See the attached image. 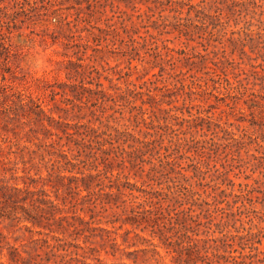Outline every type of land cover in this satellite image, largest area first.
<instances>
[{"label":"rangeland","instance_id":"1","mask_svg":"<svg viewBox=\"0 0 264 264\" xmlns=\"http://www.w3.org/2000/svg\"><path fill=\"white\" fill-rule=\"evenodd\" d=\"M17 93L39 97L47 113L71 126L89 123L113 132L106 123L155 140V156H143L144 172L135 176L126 168L121 178L147 190L165 187L148 181L145 173L174 159L176 163L166 164L172 168L167 184L186 186L198 197L200 207L193 208L202 221L207 212L214 223L225 222V213L234 215L226 226H211L208 232L210 237L233 240L220 253L258 251L245 261L264 264V0H0V110L4 96ZM123 95L130 102L119 97ZM136 113L145 118L137 126ZM64 125L51 130L63 135ZM30 127L37 128L35 135ZM49 137L28 118L10 120L0 111V177L19 187L33 177L31 189L44 188L66 208L69 203L63 205L49 185H42L49 156L41 161L37 150L29 161L23 149H37L35 143ZM117 170L114 167L113 174ZM127 198L122 196L119 207L96 215L91 225L111 230L112 236L132 228L125 223L132 204ZM27 212L36 217L39 213L27 203L0 202V235L5 236H0V260L7 261V246L13 245L25 259L19 264H31L27 252L43 255L34 240L54 242L53 236H59L99 249L85 258L88 264H156L142 261L141 252L133 262V250L148 246L133 233L112 256L101 249L99 237L83 243L81 237L50 232L25 219ZM77 213L88 219L89 213ZM109 218L116 221L106 222ZM247 231L261 233L260 243H254L257 250L241 248L238 235ZM143 234L151 237L148 231ZM117 241L122 243V237ZM77 252L72 255L80 258L82 250ZM50 264L56 263L52 259Z\"/></svg>","mask_w":264,"mask_h":264},{"label":"trees","instance_id":"2","mask_svg":"<svg viewBox=\"0 0 264 264\" xmlns=\"http://www.w3.org/2000/svg\"><path fill=\"white\" fill-rule=\"evenodd\" d=\"M147 95L154 99L152 95L148 93ZM119 97L130 102L127 95ZM66 100L68 103L75 105L71 99ZM41 101L43 100H40L39 97L34 98L31 95L20 93L5 95L1 102L2 109L0 111L5 113L10 120L14 118L19 120L21 117L28 118L29 124L40 126L43 137L50 136L49 141L35 143L37 149H30L26 145L23 146V149L27 150L25 152L30 157L29 161L33 159L32 154L37 153V150L41 151L39 154L41 161L45 160V155L49 156L45 160L48 177L42 182V185H49L54 191L55 199H59L63 205H67V203L69 205L66 208L59 206V202L52 199L50 194L42 187L31 189L30 184L36 182L33 177H29V183L23 181L24 186L21 187L9 186L4 183V176L0 177V202L9 206L27 203L39 213H37V218L27 212L24 218L30 220L33 224L49 229L50 232L60 231L61 233H68L69 236L81 237L83 243L99 237L102 241L100 243L101 249L104 250L105 254H111L112 256L122 250L120 245L127 242L129 233H133V238H136L137 241L148 243V246L133 250L135 252L133 262L137 261L138 254L141 252L142 261H153L156 264L252 263L253 260L246 262L245 258H254L258 251L248 255L240 252L236 256L221 254L220 249L225 250L227 246L231 247L233 240L227 242L222 237H210L208 235L211 226L217 228L226 226L229 217H234L232 213H225L221 216L226 217L225 222L214 223L211 212H207V215L204 216L205 220L202 221L200 213H194L193 208L195 206L200 207V204L196 201L198 197L193 198L194 193L189 194L190 190L186 186L167 184L168 175L172 168H166V164L176 163L174 159L161 160L162 169L151 167L145 173L148 181L152 180L157 185L165 184V187L147 190L130 182L126 176L121 178L120 172L126 168L130 172L133 171L135 176L144 172L142 163L146 160L143 156L147 155L149 158L155 156L157 150L152 145L155 140L140 139L128 130L119 131L106 123L103 125L107 129L113 128V132H107L106 129L99 131L98 127L89 123H75L71 126L68 122L56 120L51 114L47 113ZM117 111L120 112V110ZM139 114L141 113L139 112ZM133 117L136 120L135 126L140 121L145 120L141 116L138 117V113L134 114ZM63 123L65 124V127L61 128L63 135H57L51 130V128L56 129L57 124ZM99 123L102 124L103 122L99 120ZM68 126L73 128V131H69ZM29 132H35V135L37 128L30 127ZM53 135H56L57 139L53 138ZM3 140L4 142L8 141L7 136L3 137ZM124 144L127 149L123 147ZM9 147L11 148V144ZM23 149H20V151H23ZM0 150H2L1 144ZM68 153L70 156H68ZM21 158H23V154ZM22 161L25 165L26 162ZM49 162L51 164H48ZM114 167L118 168L116 174H113ZM29 169L31 168L29 167ZM3 171L5 173L7 169L3 168ZM65 172L69 174H65ZM163 177L164 180H157ZM83 191L86 193H83ZM135 191L137 194H134ZM261 193L264 197V190ZM122 196H127L128 198L125 200L132 203L129 210L131 215L125 217V223H129L132 228L125 229L123 234H118L122 237V243H119L117 241L118 236H112L111 230L91 224L96 215H101L112 206L119 207L118 201ZM125 200L121 201L125 202ZM183 205L188 206L184 207ZM97 206H99V209H96ZM69 210L72 211V214H69ZM78 211L89 213L88 219L77 213ZM239 213L241 214V212ZM115 221L116 219L112 218L106 220L109 223ZM52 225H54V228ZM97 229L104 230L108 234L104 235L101 232H96ZM145 231H148L151 237L144 236L143 232ZM212 231L214 232V230ZM201 233H205L206 236L202 237ZM0 236L5 238L3 235ZM260 236V232L250 231L238 235L241 248H245L244 245H249L251 250H257L254 243H260ZM3 238H0V243ZM53 238L54 242H50L47 238L40 239V242L39 239L34 240L36 244H39L37 247L42 250L43 255L41 253L32 255L27 252L31 264H50L52 259L56 264H70L72 260L88 264L85 258L93 255L94 251L99 252V249L95 247L83 245L64 237L53 236ZM210 241L214 244H210ZM130 244L134 245L135 242ZM3 248V244H0L1 254ZM7 249V261L0 260V264H19V262L25 261L23 254L17 247L8 245ZM78 249L82 250L80 258L77 255H72L77 254ZM130 253L127 252L126 254L130 255ZM55 257H59V259L56 260ZM37 258H39L38 261ZM94 258L100 261L98 257L94 256ZM32 259H35V261Z\"/></svg>","mask_w":264,"mask_h":264}]
</instances>
